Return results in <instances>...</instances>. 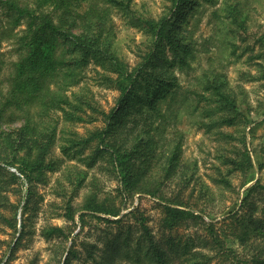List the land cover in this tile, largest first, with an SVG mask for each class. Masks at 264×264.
Segmentation results:
<instances>
[{
  "label": "trees",
  "instance_id": "16d2710c",
  "mask_svg": "<svg viewBox=\"0 0 264 264\" xmlns=\"http://www.w3.org/2000/svg\"><path fill=\"white\" fill-rule=\"evenodd\" d=\"M169 1L167 10L155 17L139 14L134 0H0V232L7 225L19 234L10 241L0 238L1 244L7 243L0 264H7L6 257H14L26 234L30 219L26 213L32 211L37 183L48 182L49 174L58 172V182L65 186L62 192L68 195L70 187L61 180L66 176L64 163L68 157L78 158L88 168L77 163L74 166L79 170L67 175L74 184V194L66 200L67 219H75L73 197L90 176V192L80 208L83 225L89 212L96 216L122 215L117 219L105 218L119 226L116 232L107 230L105 238L97 240L105 239L101 259L95 257L99 245H90V256L98 264H128L117 261L124 254L135 264H144L145 259L149 264H173L170 251L180 247L181 264H209L217 255L225 262L235 248L228 246L222 234L239 238L249 248L251 260L264 264V242L256 241L264 239V219L253 211L243 213L239 206L228 205L221 211L229 210L223 219L215 222L216 217H212L207 227L215 239L214 254L204 247L182 245L174 236H169L165 246L156 239L146 213L134 207L122 214L125 207L117 206L113 197L101 196L103 182L99 172H91L94 167L102 173L106 170L118 181L119 194L127 198L136 194L158 198L166 211L163 224L169 230L190 225L196 218L203 220L197 212L207 211L204 206L217 199L214 186L221 191L231 189L232 176L241 172L244 187L253 176L255 165L245 130L249 118L248 90L241 84L232 86L223 72L209 69L200 76L198 87L183 95L171 67L188 63L187 57L192 53L184 22L195 0ZM225 5L223 11H239V16L247 8L240 0L234 4L226 0ZM117 11L145 33L135 51V62L115 46L113 15ZM5 42H11L16 60L7 61ZM91 65L96 74L89 81L86 69ZM261 72L259 79L264 78V67ZM94 84L119 91L110 110L100 104ZM170 96L171 109L166 112L160 101ZM180 97L185 103L183 112L172 109L173 102ZM134 111L141 116L131 121L129 115ZM184 114L195 116L200 127L227 140L225 152L219 158L225 169L218 166L219 172L211 176V184L196 172V164L194 171L188 172L192 164L184 159L185 135L178 125ZM79 124L93 127L87 126L85 132H80L76 127ZM233 125L241 129L242 145L232 142L237 138L235 132L223 128ZM88 148L92 149L91 156L85 155ZM100 159L103 162L98 163ZM13 185L22 186L24 191L22 219L19 205L9 199L8 191ZM259 189H264L259 181L246 188L241 207L251 204L252 193ZM7 208H14V214L8 215ZM33 209L37 211V207ZM129 218H134V222H128ZM137 225L144 232L134 242ZM42 234L47 239L71 237L64 227L57 225L44 227ZM75 246L76 241H72L62 260L64 264H72L78 257Z\"/></svg>",
  "mask_w": 264,
  "mask_h": 264
},
{
  "label": "rangeland",
  "instance_id": "374dc122",
  "mask_svg": "<svg viewBox=\"0 0 264 264\" xmlns=\"http://www.w3.org/2000/svg\"><path fill=\"white\" fill-rule=\"evenodd\" d=\"M134 8L139 14L145 16L158 17L162 15L167 6L171 4L169 0H134ZM226 0H195L190 10L187 12L184 26L187 31L188 40L191 42L192 53L187 57L186 64H176L171 67L173 75L177 78L181 86V91L188 94L190 89L198 87L199 78L206 70H216L223 72L232 86L241 84L248 90L249 95V118L245 127L247 133V147L252 156L255 168L253 176L249 183L242 187L244 177L243 174L236 173L232 176L234 186L231 189H224L221 191L216 188L217 199L206 204L207 211L198 209L202 218L191 220L190 225H184L176 230H169L163 224L162 218L165 217V208L160 200L150 194H136L132 198H127L124 194H119L118 181L111 177L105 170L104 173L98 171L97 167L91 169V172H99L101 177V196L113 197L117 206H124L122 214L128 213L134 207H140L149 218V225L159 240L165 246L168 245L169 236L177 237V240L182 242V245L189 243L196 248H203L211 254H214L215 242L210 229L207 227L212 221V217H216L214 221L221 220L226 212H221L226 206L237 208L239 206L240 212H254L257 216L264 219V189L256 190L250 197V203L241 207L243 198L246 195V188L255 184L257 181L264 185V78H257L262 75L261 69L264 67V0H240L246 4V10L228 12L223 11ZM234 4L236 0H229ZM194 6V7H193ZM114 32H115V46L131 62L137 60L135 51L142 40L145 39L144 31L139 27L129 22V19L122 12L114 13ZM11 42H5L3 49L6 51V59L8 62L17 59ZM169 56V52L167 53ZM172 60V59H171ZM263 66V67H262ZM94 65L86 69L89 81L96 72ZM10 67L6 70L8 73ZM97 99L106 110H110L117 100L119 91L102 86H93ZM77 89V87H76ZM206 92V91H205ZM239 93V88L237 89ZM206 94H208L206 92ZM182 97V96H181ZM173 102L172 109L183 112L185 110V103L181 101ZM171 96L168 99H161L160 105L164 111L171 109ZM204 104V103H203ZM141 116L138 111H134L129 115L131 121ZM197 118L189 117L187 114L181 116L178 125L182 129L185 138L183 143L184 159L191 163L192 167L188 170L189 173L194 171V164L197 165L195 169L202 178L212 183L211 176L218 174V166H221L219 159L224 151L227 140L219 136L218 133L207 132L197 123ZM132 122H130L131 124ZM92 128L93 125H87ZM85 125L79 124L76 126L80 132H85ZM173 128V126L169 127ZM224 130L235 132L237 138L232 142L234 144H243L239 141L241 136V129L239 126H225ZM170 132V130H169ZM227 147H230L228 144ZM60 148L56 150L59 151ZM92 149L88 148L85 155L91 156ZM103 162L101 159L98 163ZM81 164V167L88 168L83 161H78V158L68 157L64 163V171L66 176L60 179L64 184L69 185L68 195H65V186L59 184V173L53 172L49 174L48 182L37 183L36 194L32 202V211L27 212L30 219L27 221L26 234L23 236L20 245L18 246L14 257L12 259L5 258L7 264H64L62 260L69 250L72 241H76L75 251L78 257L73 259L72 264H98L96 259H101L104 254L105 244L103 240L104 234H108L107 230L116 232L118 224L109 223L105 218L117 219L120 216L111 217L110 214L89 212L85 216L84 225L80 217L83 209L85 199L91 188V180L93 176L86 180L82 187H80L78 194L73 197L74 209H77L76 217L73 220L67 219L64 215L67 211L66 200L69 196L74 194L73 185L69 182L71 177L67 176L69 172L79 170L74 164ZM225 169L224 166H221ZM15 170V168H12ZM63 175V174H62ZM20 185H13L9 189L10 202L19 205V218L22 219V212L25 209L24 191ZM63 191V192H62ZM116 199H115V197ZM38 202V203H37ZM36 205V206H35ZM37 207V211L33 209ZM201 208V207H200ZM8 215L14 214V208H7L5 211ZM36 212V215L33 214ZM227 215V213L225 214ZM134 222V218H129L128 222ZM62 226L66 233L69 234L70 239H63L57 237L47 239L43 236L42 230L46 226ZM219 229H221L220 225ZM5 231L0 232V238H7V241L13 240L18 236L14 229L5 226ZM70 228V229H69ZM73 231V233H68ZM143 229L137 225L133 232L134 242L136 237L143 234ZM75 234L78 235L74 239ZM111 236L113 234H110ZM222 236L227 241L228 246L235 248V251L228 255L230 259L223 262V257L217 255L209 264H255L251 260V252L246 244H243L237 237ZM207 246H204V243ZM189 241V242H187ZM258 243L264 242L263 238L256 240ZM105 242V241H104ZM98 244L99 250L96 251L95 257L90 256L89 249L91 244ZM144 244H148L147 241ZM88 245V246H87ZM7 243H0V255L6 250ZM212 248V249H211ZM182 247L176 251L171 252V260L173 264H181ZM234 257V258H233ZM124 255L118 256L117 261H126L128 264L132 261L127 259ZM232 258V259H231ZM248 259V261H245ZM250 259V260H249ZM144 264H149L145 259Z\"/></svg>",
  "mask_w": 264,
  "mask_h": 264
}]
</instances>
